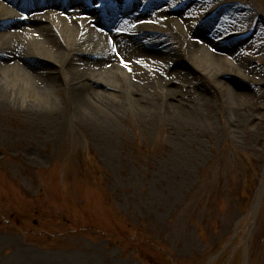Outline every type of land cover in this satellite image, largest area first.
<instances>
[{"label":"rangeland","instance_id":"374dc122","mask_svg":"<svg viewBox=\"0 0 264 264\" xmlns=\"http://www.w3.org/2000/svg\"><path fill=\"white\" fill-rule=\"evenodd\" d=\"M222 1L204 35L246 77L190 71L196 86L185 90L199 104L204 95L210 115L130 111L105 129L71 108L53 123L0 107V264H264V0Z\"/></svg>","mask_w":264,"mask_h":264},{"label":"bare ground","instance_id":"6f19581e","mask_svg":"<svg viewBox=\"0 0 264 264\" xmlns=\"http://www.w3.org/2000/svg\"><path fill=\"white\" fill-rule=\"evenodd\" d=\"M125 1L122 8L99 0L93 12L77 0H0V107L23 109L53 123L60 109L71 108L74 120L105 129L120 124L130 111L140 119L156 115L180 122L199 109L214 111L204 95L198 96L199 104L186 92L196 86L191 70L209 80L215 70L245 79L239 65L220 53V41L204 35L228 6L222 0H175L181 15L168 7L169 0L140 8ZM218 1L214 14L190 20ZM54 5L57 11H49ZM133 8L138 15H130ZM164 15L173 31L156 28ZM175 37L188 44L186 52L170 43ZM185 56L190 65L184 69ZM216 89L231 97L237 93L224 82Z\"/></svg>","mask_w":264,"mask_h":264}]
</instances>
